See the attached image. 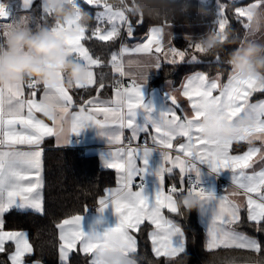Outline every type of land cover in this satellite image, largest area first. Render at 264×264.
I'll return each instance as SVG.
<instances>
[{"label": "snow or ice", "instance_id": "obj_1", "mask_svg": "<svg viewBox=\"0 0 264 264\" xmlns=\"http://www.w3.org/2000/svg\"><path fill=\"white\" fill-rule=\"evenodd\" d=\"M77 2L82 7L79 0ZM84 3L97 9L94 13L95 26L81 27L79 17H70L62 23L55 22L52 32L64 40L74 58L88 66L86 83L69 87L61 76L60 86L52 89L43 87V95L39 99L37 87L40 82L34 79L0 87V254H6L10 264H42L33 256L34 249L28 233L5 230L4 216L14 208L43 211L39 146L44 137L53 135L68 143L69 135L64 127L67 122L71 134L78 135L84 128L94 126L98 134L107 136L109 145H116L103 159L104 166L116 172L117 187L108 189L106 197L98 203L101 212L111 205L119 222L102 233L93 229L86 234L81 227L82 215L64 219L57 225L61 264H69L70 253L77 250L78 244L80 251L93 254L91 264H99L96 251L100 248L135 253L137 239L133 233L140 231L145 222L154 226V230L149 232L152 251L156 257L165 258V264H173V257L184 253L186 236L182 227L165 215V210L181 215L175 198L185 192L198 195L202 201L201 212L210 213L207 226V247L210 250L235 248L264 257V243L237 230L243 223L242 205L227 195L217 197L213 191L199 186L200 164H207L214 173L229 170L231 183L235 185L230 195L246 198L247 222L254 225L257 232L264 233V99L251 102L255 93H264V78L241 80L227 75L224 82L221 72L215 76L196 72L186 78L181 93L190 102L191 114H178L177 110L183 113L184 109L176 96L171 94H168L171 106L154 114V108L145 104L142 92L149 73L138 82L125 71L124 55L155 53L157 55H154L150 66L159 69L162 67L161 55L166 63L175 65L185 62L189 53L175 46L166 48L164 27H153L146 42L133 46L122 44L118 52L111 54L109 63L113 72L121 77H131V82L124 86L119 80L115 81L114 98L102 100L99 92L107 85L102 77L97 80L93 69L100 67L103 61L91 54L84 41H113L120 37L121 29L131 39L135 26L128 15L131 12L117 9L107 0H84ZM22 4L26 14L19 20L29 23L35 19V0H22ZM228 7V4L221 3L218 10L217 27L212 32L219 37L230 27ZM256 7L264 8V0H252L246 6L234 7L233 18L241 23L246 33L248 20L251 19L249 12ZM42 10L44 14H51L43 6ZM8 16L6 6L0 3V29L14 22H5ZM135 23H142V19H137ZM188 48L192 49L191 61L199 59L196 53L204 54L200 45L191 40ZM130 61L133 60L127 62ZM25 85L30 90L27 98ZM92 86H96L97 95L82 99L79 111L70 112L77 103L70 90ZM36 113H43L52 121V126L37 118ZM139 113L143 114V124L137 123ZM99 116L103 119H98ZM206 117L217 127L224 119L234 121L247 117L250 122L241 128L240 135L232 139L223 138L219 132L209 139L201 135L200 122ZM125 128L131 130L127 147L123 140ZM141 133H145L146 138L132 147V141H139ZM177 138H183V142L174 144ZM149 139L155 149H159L163 159L155 172L159 186L153 198L145 194L142 184L135 190L133 187L136 177L142 178L147 171L148 159L153 151V147L148 146ZM256 141H259V146ZM239 142H246L247 150L242 154H231L230 149ZM24 145L29 146V150L18 147ZM174 169L179 170L181 178L165 189V173H172ZM26 257L33 258L29 260ZM0 264L4 262L0 261Z\"/></svg>", "mask_w": 264, "mask_h": 264}, {"label": "trees", "instance_id": "obj_2", "mask_svg": "<svg viewBox=\"0 0 264 264\" xmlns=\"http://www.w3.org/2000/svg\"><path fill=\"white\" fill-rule=\"evenodd\" d=\"M7 0H0L6 2ZM111 3L112 0H109ZM252 0H220L219 3L229 5L227 15L230 20L228 29L229 41L220 48L208 54L196 53L197 61H191L192 49L188 48L189 41L184 38H174L171 43L173 46L187 50L189 56L185 62L175 65L162 63V67L157 69V75L150 81V86L161 87L166 82H170L173 87H177L184 77L196 72L207 73L215 76L218 72L223 73V81L227 80L228 65L226 60L228 54L237 46L240 40L245 39L246 32L233 18L234 7L245 5ZM83 9L90 14L87 26H95L94 13L96 9L80 1ZM131 4L132 0H128ZM140 5L141 11L132 15L130 19L135 26V38L140 40L149 27L163 25H197L212 23L217 17V8L219 3L216 0L202 2L200 0H191L192 8L187 14H181L177 7V0H136ZM137 19H142V23L136 24ZM35 23L29 22L32 27L37 24L45 26H54L55 19L52 14L35 12ZM123 30V29H122ZM126 40L128 37L123 34L119 38L102 42L99 40L84 41L94 57L103 61L102 65H108L103 80L107 85L103 89V95L110 93L112 80L111 65L109 63L111 54L119 51L120 40ZM129 39V38H128ZM110 84V86H109ZM95 87L86 89H71V94L79 104L82 99L92 95ZM264 99V93L257 92L251 97V101ZM46 144V143H45ZM245 143H234L232 151L239 152ZM41 179H42V200L43 211L35 212L32 210L12 209L5 214V230L24 231L28 233L30 243L33 245L35 259H39L42 264H61L59 260V234L57 225L64 219L74 215H83L86 212L93 211L98 205L99 200L104 198L106 190L116 185V175L114 171L103 168L96 154L90 153L83 148H53L48 147L41 154ZM173 179H177L173 176ZM183 212L184 210L181 209ZM167 217L178 223L185 232L186 243L184 253L190 257L189 264H225L232 258H247L258 256L242 249H207L205 240L206 234L203 227L197 220L196 209L184 215H175L167 213ZM243 223L238 226V231L256 238L264 243V233L257 232L254 225L246 220L244 212L241 213ZM153 226L147 222L141 226L140 231L133 233L137 239V256L140 264H165V258L156 257L151 250L149 232ZM6 247H11L6 245ZM33 257H26L32 259ZM91 255L83 253L79 249L70 253L69 264H91ZM0 261L4 264H10L7 261L6 254H0ZM174 264V262H173Z\"/></svg>", "mask_w": 264, "mask_h": 264}, {"label": "clouds", "instance_id": "obj_3", "mask_svg": "<svg viewBox=\"0 0 264 264\" xmlns=\"http://www.w3.org/2000/svg\"><path fill=\"white\" fill-rule=\"evenodd\" d=\"M108 2V0H107ZM109 3V2H108ZM117 9H124L138 14L141 11L136 0L129 4L128 0H112L110 3ZM45 7L54 16L57 23H62L70 17H79L78 24L86 27L90 14L85 11L77 0H42ZM177 7L181 14H187L192 8L191 0H177ZM248 20V35L264 31V8H251ZM229 41V33L222 37L209 31L195 41L204 54L213 52ZM228 75L241 80L248 78H264V41L242 39L228 54L226 60ZM129 74L136 79H142L151 69L150 63L130 61L125 63ZM89 68L79 62L68 50L62 38L55 36L52 26L17 20L0 29V87L19 84L30 79L40 82L45 88H56L64 77L66 86L85 84ZM247 117L236 120L224 119L219 127L210 119L201 120V135L211 139L217 132L226 139L240 135L241 128L249 124ZM176 207L181 215L193 209L200 208L201 198L187 192L176 196ZM181 209L184 211L182 212ZM99 264H140L137 256L129 252L111 251L100 248L96 251ZM190 257L178 253L173 257L174 264H189ZM225 264H264V257L251 256L247 258L232 257Z\"/></svg>", "mask_w": 264, "mask_h": 264}, {"label": "crops", "instance_id": "obj_4", "mask_svg": "<svg viewBox=\"0 0 264 264\" xmlns=\"http://www.w3.org/2000/svg\"><path fill=\"white\" fill-rule=\"evenodd\" d=\"M80 1L84 2V0H80ZM108 2H110V1L108 0ZM1 3H3L6 6V10L10 15L9 19L5 22L15 21L16 15H18L19 13L20 14L21 13L26 14V10L23 8L22 0H7L6 2H1ZM33 8L34 9L36 8V12L43 13L42 0H35V5L33 6ZM96 11H97V9H96ZM167 26L168 25H163L162 27L165 28ZM254 38L257 40L261 38L260 40L264 41V31L256 33L254 35ZM129 41H131V40H129ZM121 42H123L122 37L120 40V44H121ZM154 55H157V54L153 53V56ZM161 56H160L161 63H166L164 61V58H161ZM123 60L125 61V63L129 60L142 61V62H147V63L153 62V58H123ZM105 66L106 67H104V68L96 67L93 69V71L96 74V78L98 81L101 79V77L102 78L104 77L106 71L108 70V65H105ZM125 71L128 72L129 70L127 68H125ZM156 75H157V69L151 68L149 70L147 82L142 87V92H143L145 104H149L154 108V110H155L154 114L159 113L160 111H166L168 106H171V105H169V98H168V94H171V95L176 96L179 104L184 109L183 113L180 112L179 110H177L178 114H180L181 116H183V114H185V113L191 114L192 109L190 106V102L188 101V99L186 97H184L181 94L182 90H183V84L186 81V78L190 75L184 77L183 80L181 81V83L177 87H173L170 82H166L161 87H152L149 84H150V81ZM97 76L100 78H98ZM126 78L131 80V77H129V76H126ZM137 81L141 82V81H139V79H137ZM109 86H110V84H109ZM43 87L44 86L42 84L38 85V87H37V92H38L37 99L42 97ZM92 87L96 88V86H92ZM92 87H90V88H92ZM24 92H25V97L27 98L30 90L24 88ZM103 93H104L103 89L100 90L99 97L102 100H111L114 98V89H112V86L110 88L109 95L104 96ZM96 95H97V92L95 89L94 93L92 95L88 96L87 98H91V97H94ZM254 102H257V101H254ZM77 111H79V104L73 105V107L70 109V112H73V113L77 112ZM25 113H26V110H25ZM35 115L37 116V118L44 120L45 123H47L49 126H52V121L49 120L46 116H44L43 113H36ZM98 119L102 120L103 116H99ZM143 122H144L143 114L139 113L138 117H137V123L143 124ZM17 127L19 128V126H17ZM64 127L66 130V133L69 135V142L67 143L66 140L63 138L58 140L57 137L54 135L53 136H46V137H44V139L42 140V142L39 146V150L41 151V154H42V151L48 147H53V148H83V149L89 151L90 153L96 154L99 158L101 166L103 168H106L104 166V159L103 158L107 157V154H108L110 149H114L116 147V145H109L106 135L102 136V135L98 134V130L94 126H89V127L84 128L78 135L70 133L69 123L66 122ZM130 136H131V130L125 128L123 130V140H124V146L125 147L128 146V141H129ZM76 138H78V141L74 142V139H76ZM145 138H146V134L141 133L140 134V140L139 141H135V140L132 141L131 146L135 147L138 142H143V140ZM180 142H183V138H177V140L174 141V144H178ZM239 143H245V145L241 148V150L239 152H233L232 149H230L231 154H242L244 151L247 150L248 145L246 142H239ZM255 143L257 144V146H259V141H256ZM148 146L153 147V151L151 152V155L148 159L147 171L143 174L142 178L140 176L136 177L135 184L133 185V187L135 190V188H137L139 185L142 184L144 187L145 194L147 196H149V198H153L155 191L157 190V188L159 186V181L155 175V172L159 168V166L162 164L163 159H162L161 152L159 151V149H155V147L152 144L150 139L148 140ZM18 147H21L24 150H29V146H26V145L18 146ZM199 168H200V181H207L209 184V190L213 191L217 197H220L222 195H227V196H229L230 199H234L237 202H239L242 205L241 213L244 212V214L247 216L246 198L230 195L235 188V185H233L231 183V172L229 170H223L219 173H214L210 170V168L207 164H200ZM256 168L258 170L259 165H257ZM106 169H108V168H106ZM112 171H114V170H112ZM249 171H251V170H249ZM40 172H41V169H40ZM114 173L117 176L115 171H114ZM213 174H217L218 176L224 178L225 180H227L230 183V185H228L227 188L224 189V191H221L220 190V184H219L220 181ZM167 175H169L171 177L176 176L178 179L181 178V174H180L178 169H174L172 173H165V179H166ZM193 176H194V174H193ZM116 187H117V183L115 186L110 187L108 189H114ZM164 187H165V181H164ZM107 190H106V193H107ZM40 192H41V196L43 197L42 188L40 189ZM106 193H105L104 197H106ZM16 210L24 211V210H31V209H16ZM32 211H35V210H32ZM35 212H38V211H35ZM167 213L168 212L165 210L166 216H167ZM196 213H197V220H198L199 224L205 230V234H206L205 244L207 247V243H208L207 226H208V223L210 222L211 216H210V213H202L200 208L196 209ZM82 217H83V219H82L81 227H82V230L86 234L90 233L93 229H95L97 232L102 233L103 231H105L107 229L115 227L119 222V217L115 214L114 209L111 205H109L107 208H105L102 212L99 211V205H98L93 211L89 212L88 215L86 213H84L82 215ZM153 230H154V226L151 229V231H153ZM58 234H59V229H58ZM150 244H151V250H152L151 239H150ZM77 249H79V244L77 245ZM207 249H209V248L207 247ZM152 253L154 254L153 251H152ZM89 254L91 255V259H92L93 254L92 253H89Z\"/></svg>", "mask_w": 264, "mask_h": 264}, {"label": "rangeland", "instance_id": "obj_5", "mask_svg": "<svg viewBox=\"0 0 264 264\" xmlns=\"http://www.w3.org/2000/svg\"><path fill=\"white\" fill-rule=\"evenodd\" d=\"M200 1L207 3V2H210L211 0H200ZM219 1L220 0H216V3H219ZM247 4L242 5V6H246ZM219 7H220V5H219ZM219 7L217 8V17H216L215 21L212 23L197 24V25H181V26L168 25L167 27H165L164 28V44H165V47L167 48L168 46H173L171 41L174 38H184L188 41L191 40V41L195 42L196 40L201 38L203 35H205L207 32L212 31L214 28L217 27L216 21L218 18ZM23 15H25V14L19 13L18 15H16V20H19V18ZM31 21H33L32 23L36 22L35 19L31 20ZM0 22H2V21H0ZM153 27H161V26L155 25V26L149 27L147 33L144 36H142L140 40H135V42H130L128 39H126L125 41L121 42L119 49H120L122 44H126L128 46H133V45H136V44L141 43V42H146L147 36L149 35L151 28H153ZM121 31H122V29H121ZM255 34H252V35L246 34L245 38L255 39L254 38ZM125 36H126V34H125ZM260 39H258V41H261ZM255 40H257V39H255ZM123 58H154V56H153V54H142L141 53V54H132V55L126 54V55H124ZM161 58H163V56H161ZM110 70L112 72V75L115 76V78L112 80V84H111V86H112L115 81L119 80L120 76H119V74L113 72L112 67ZM124 77H126V76H124Z\"/></svg>", "mask_w": 264, "mask_h": 264}, {"label": "built area", "instance_id": "obj_6", "mask_svg": "<svg viewBox=\"0 0 264 264\" xmlns=\"http://www.w3.org/2000/svg\"><path fill=\"white\" fill-rule=\"evenodd\" d=\"M122 31H123V34L125 35V34H126V33H125V30L123 29ZM122 38H123V37H122ZM100 67H101V68H104V67H106V66H105V65H101ZM97 77H98V76H97ZM98 78H100V77H98ZM119 81H120L124 86H128V85L130 84V82H131V80L127 79L126 77H121V76H120V78H119ZM114 83H115V82H114ZM114 83H113V84H114ZM25 88L28 89L26 85H25ZM112 88H113V85H112ZM113 89H114V88H113ZM28 90H29V89H28ZM77 141H78V138L74 139V142H77ZM213 175L219 179V181H220L219 184H220V190H221V191H224V189H226L227 186L230 185V183H229L227 180H225L224 178L218 176L217 174H213ZM179 180H180V179H178V178H177V179H173V177L167 175V176H166V179H165V189H167V188L169 187V185L172 184V183H178ZM185 184H187L186 179H185ZM199 186H200V187H203L205 190H209V184H208L207 181H200V185H199ZM86 214L88 215L89 213L86 212Z\"/></svg>", "mask_w": 264, "mask_h": 264}, {"label": "water", "instance_id": "obj_7", "mask_svg": "<svg viewBox=\"0 0 264 264\" xmlns=\"http://www.w3.org/2000/svg\"><path fill=\"white\" fill-rule=\"evenodd\" d=\"M129 40H133V38L129 39ZM135 40H137V37L135 38Z\"/></svg>", "mask_w": 264, "mask_h": 264}, {"label": "bare ground", "instance_id": "obj_8", "mask_svg": "<svg viewBox=\"0 0 264 264\" xmlns=\"http://www.w3.org/2000/svg\"><path fill=\"white\" fill-rule=\"evenodd\" d=\"M7 11V10H6ZM9 14V13H8ZM10 15L8 16V19H9Z\"/></svg>", "mask_w": 264, "mask_h": 264}]
</instances>
